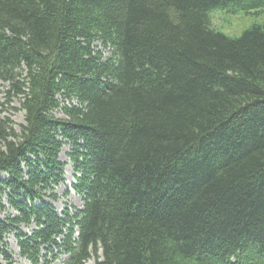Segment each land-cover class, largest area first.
Returning a JSON list of instances; mask_svg holds the SVG:
<instances>
[{"label":"trees","instance_id":"16d2710c","mask_svg":"<svg viewBox=\"0 0 264 264\" xmlns=\"http://www.w3.org/2000/svg\"><path fill=\"white\" fill-rule=\"evenodd\" d=\"M229 6L264 0H0L4 259L14 233L32 264H264V27L213 29Z\"/></svg>","mask_w":264,"mask_h":264},{"label":"rangeland","instance_id":"374dc122","mask_svg":"<svg viewBox=\"0 0 264 264\" xmlns=\"http://www.w3.org/2000/svg\"><path fill=\"white\" fill-rule=\"evenodd\" d=\"M209 18L213 29L222 32L229 37L240 36L246 29L254 24L264 27V11L262 10L246 11L229 6L227 9L219 8L211 10ZM7 86L6 82L0 81V120L9 118L11 126L15 132L20 133L21 125L24 124V110L21 108L18 97L8 98L6 94ZM55 114L57 116H63L60 112ZM68 151L69 147L65 145L59 153L60 160L65 163L63 168L65 181L64 183L55 186L54 189L57 198L50 201L58 213L62 212L64 209H68L71 213H75L77 209H82L84 204L82 197L74 190L77 172L73 169L72 162L67 155ZM2 176L4 177L5 174H2ZM6 195L7 194L3 193L1 196V203L6 207L5 209L0 208V218L2 219L7 217L8 214L13 213L6 202ZM34 228V224L29 226L20 225V230L25 233H31ZM5 241V250L10 256V260L4 259L0 253V264H32L26 257H23L20 254L14 233H8ZM0 249H3L1 244ZM55 253H45L44 251H41L38 256V264H44L46 261H50V264H65L66 256L58 254L55 259L53 258ZM92 263L93 260L91 259L88 264Z\"/></svg>","mask_w":264,"mask_h":264}]
</instances>
